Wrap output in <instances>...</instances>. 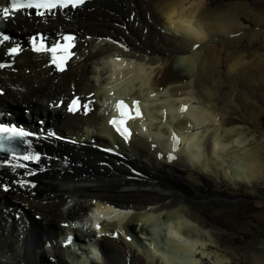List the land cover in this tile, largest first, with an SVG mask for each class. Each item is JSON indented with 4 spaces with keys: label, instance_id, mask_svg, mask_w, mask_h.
<instances>
[{
    "label": "bare ground",
    "instance_id": "6f19581e",
    "mask_svg": "<svg viewBox=\"0 0 264 264\" xmlns=\"http://www.w3.org/2000/svg\"><path fill=\"white\" fill-rule=\"evenodd\" d=\"M246 20L257 23V31L246 29ZM7 30L20 37L34 30L50 37L64 31L77 34L75 50L80 58L72 59L65 72L56 74L45 66V57L24 53L16 59L15 73H0V85L6 89L0 108L20 111L26 120L47 115L59 132L78 138L79 143L68 147L38 141V152L43 155L40 167L45 170L27 177L36 184L31 190L12 185L14 178H25L22 169L13 173L7 167L0 168V184L10 187L7 194L0 191V264H65L62 249L45 246L57 241L66 231L61 225L92 207L94 199L128 208L110 215L111 208L97 211L112 226L100 224L97 238L90 229L85 233L89 241L96 239L104 264H146L145 256L152 264L154 256L170 264H202L195 258L198 256L214 259V264H264V251L258 253L264 250V239L252 242L251 250L240 255L226 251L227 247L215 241V232L211 235L209 231H219L221 226L242 231L243 224L228 221L241 209L221 206L229 199L256 195L257 186L264 181V138L252 122L264 114V56L224 50L263 35V0H93L80 9L43 20L17 16ZM196 44L200 47L193 51ZM117 56L122 57L119 62ZM93 60L104 61L105 85L89 66ZM123 85L127 90L120 88ZM72 91L83 102H94L89 115H66L63 106H51L62 97L67 100ZM152 93L155 97L151 100ZM133 94L134 98L153 101V121L158 125L153 132L137 128L140 121L131 123L135 127L130 142L117 138L118 154H108L100 150L108 147L101 135L111 133L96 98L101 96L112 105L117 99L127 101ZM182 105L187 106L183 115L179 112ZM87 124H94L96 131ZM172 131L181 147L175 152L176 161L169 164L166 157L172 151ZM28 167L35 169L37 165L30 163ZM230 179L237 186L249 184L248 192L240 193L228 183ZM215 195L219 199H214ZM73 198L76 201L65 213L68 199ZM213 204L221 209L209 213L207 209ZM257 205H264V201ZM9 208H13L11 212ZM3 210L10 214L4 216ZM16 210H21L24 219L11 217ZM9 218L11 226L5 239L10 242L6 244L1 242L7 230L2 222H9ZM258 218L264 222V211ZM163 219L168 221L165 231ZM123 223L131 228V244L113 233L114 225ZM151 223L160 224L159 235L166 232L161 244L150 235ZM132 225L148 246H157L153 255L145 244L141 245L144 256L133 249L141 238ZM202 229L208 233L201 234ZM75 230L72 233L77 240L81 234ZM168 246L171 251H162ZM85 249L99 260L95 249ZM92 257L83 263L88 264Z\"/></svg>",
    "mask_w": 264,
    "mask_h": 264
},
{
    "label": "snow or ice",
    "instance_id": "6c2138e0",
    "mask_svg": "<svg viewBox=\"0 0 264 264\" xmlns=\"http://www.w3.org/2000/svg\"><path fill=\"white\" fill-rule=\"evenodd\" d=\"M88 0H9L8 4L0 8V19L9 21L10 18L15 17L17 13H22L25 16H35L43 20L44 17H54L57 10L60 13H64L67 9L76 10L81 6H84ZM11 39L10 36L0 33V45ZM78 38L74 34H59L55 37H49L48 35L37 33L29 37L28 43L30 45L29 51L32 53L45 57V66L50 70H54L57 73H63L67 70L69 62L72 59H79V53L75 50L77 48ZM116 43L115 41H111ZM121 47H123L121 45ZM200 45H193L192 50L195 51ZM22 51V48L17 44L16 46L9 47L4 56L13 58ZM125 51L127 49L125 48ZM116 61L119 62L122 57L117 56ZM13 70L12 63L0 62V70ZM3 94V93H0ZM91 100L88 102H81L80 96L73 93L70 98H60V101L53 102L51 105L55 108H61L67 113L76 114L81 113L87 115L92 109L89 107ZM115 110L117 116L110 118L107 123L109 127L115 132V134L125 143L128 144L133 136L130 122H134L143 118L140 109V101L132 100L131 105L126 103L123 99L116 100ZM187 111V106H181L179 112L183 115ZM191 128V125H189ZM36 134L31 133L23 128L15 126H7L4 123H0V153H7L8 160L21 161V163H8L5 161L4 164H0V168L7 167L11 172L15 173L17 169H22L24 172L23 179L14 178L12 185L18 186L20 189H34L36 184L31 182L27 177H34L37 175V171L43 172L45 169L40 167L42 156L38 152L32 150L31 140L28 138L35 137ZM48 137H53L54 133L51 131L47 132ZM18 141L24 145V152L18 153L13 148L12 142ZM172 141V152H170L166 159L172 162L177 159L172 153L178 151V145L180 144L179 137L175 132L171 134ZM155 148V145H152ZM102 151L112 152V149H101ZM158 158H165L158 155ZM37 165V168H29V164ZM0 191L8 192L10 187L6 184H0ZM96 203V201H93ZM67 227V225H66ZM100 225H96L97 231L100 229ZM130 239V238H129ZM72 237H68V243H71Z\"/></svg>",
    "mask_w": 264,
    "mask_h": 264
},
{
    "label": "rangeland",
    "instance_id": "374dc122",
    "mask_svg": "<svg viewBox=\"0 0 264 264\" xmlns=\"http://www.w3.org/2000/svg\"><path fill=\"white\" fill-rule=\"evenodd\" d=\"M245 25L247 27L246 29H250V30L254 29L255 31H257V29L259 27V25L257 23H255L254 21H247L246 20ZM246 35H249V34H246ZM226 49L227 50L238 49V50H242L245 52L249 51L250 53L252 52L253 54L255 53L256 55H259V56L263 55L264 56V33L256 41L250 42L249 39H244L237 46L227 47L224 50H226ZM224 50L222 52H224ZM256 57H258V56H256ZM185 64H187L186 61H185ZM103 65H104V61H102V60H99V61L93 60V62H89V66L91 68L93 66L92 69L95 72L97 70L99 72L104 70V68L102 67ZM224 69L225 68H223V70ZM27 71H29V70H27ZM147 71H149V70H147ZM98 76L99 75L96 76V79L100 80L101 74L99 77ZM150 83H151V81H150ZM150 83L148 85H150ZM143 87L144 86H142L141 88L144 89ZM148 87H150V86H145V89H147ZM165 92H166V90L162 91L163 94H165ZM193 101H194L193 105H197V103H196L197 101L196 100H193ZM252 122L254 123V125H257L256 127H258V130H256L257 131L256 133H258V135L260 134V136H262L264 138V114H261L259 116V118L257 117L255 119H253ZM205 127L206 126L202 127L201 133L205 132V130H206ZM244 128H247L250 131L254 130L253 128L250 129L247 125H245ZM178 166L179 165H177V167ZM220 178L224 181L227 180L224 177L222 178V176ZM228 183L232 184L231 179L228 181ZM232 186L239 188L240 193L244 194L245 192H248V190L246 188L249 186V184L245 185V183H243V184H240L239 186L232 184ZM257 188H258L257 189L258 193L256 195H253V196L248 195V196H246V198L229 199L230 200L229 202H227V203L223 204V206H221V208L225 209L227 206L234 205V208L241 209V211L239 213H237L235 216L228 218V221H229V223H235L237 221L240 224H243L244 228L242 229V231H233V230L231 231L230 229H227L226 227L224 228L223 226L219 227V231L218 230L216 231L213 228H212V230H209V228H208L211 235H212V231L215 232L214 235H215L216 239L212 236L215 239V241L219 242L223 247H227L228 249H226V251H228V252H234L236 254L244 255L245 253H247V251L251 250L252 242L255 243L261 239L262 240L264 239V222L260 221L258 218L259 214L261 215L264 211V207H263L264 205H257L256 206L257 203L264 201V181L262 183H260L257 186ZM250 192H251V194L253 193V191H250ZM215 198H218V196L215 195L214 199ZM72 201L75 202L76 199L73 198L71 201H70V199H68V206L64 209L65 213H67L68 208L71 207V204L72 205L74 204ZM216 202H219V201H216ZM213 205L215 207L213 206L212 209H211V207H209L207 209V211L209 213H213V210H220L221 209L220 207L216 206L217 204H213ZM1 207L2 206H0V208ZM216 208H218V209H216ZM218 218H219V216H218ZM200 230H201V228H198L197 232L200 233ZM208 230L202 229L201 234L202 233L203 234L208 233ZM2 238H1V240H2ZM8 242H9V240L7 241V243ZM221 245H218V247ZM216 248L217 247H213L212 249L216 250ZM133 249L134 250L136 249L137 252L139 251V247L133 248ZM141 250H143V249H141ZM263 251L264 250L261 249L260 252L258 251V253H263ZM139 253H140V251H139ZM195 258L198 259L199 262H201L202 264H214V262H212L214 259H212V260H210L208 258L204 259V258H202V256H198ZM145 262H146V264H148V263L150 264V261L148 258H146V256H145Z\"/></svg>",
    "mask_w": 264,
    "mask_h": 264
}]
</instances>
